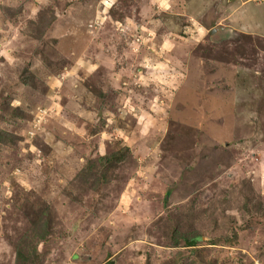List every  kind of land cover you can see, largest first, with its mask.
Wrapping results in <instances>:
<instances>
[{
    "label": "rangeland",
    "instance_id": "rangeland-1",
    "mask_svg": "<svg viewBox=\"0 0 264 264\" xmlns=\"http://www.w3.org/2000/svg\"><path fill=\"white\" fill-rule=\"evenodd\" d=\"M0 264H264V0H0Z\"/></svg>",
    "mask_w": 264,
    "mask_h": 264
},
{
    "label": "water",
    "instance_id": "water-1",
    "mask_svg": "<svg viewBox=\"0 0 264 264\" xmlns=\"http://www.w3.org/2000/svg\"><path fill=\"white\" fill-rule=\"evenodd\" d=\"M227 28H222V27H215L211 30V37H222L224 36L225 32H226Z\"/></svg>",
    "mask_w": 264,
    "mask_h": 264
},
{
    "label": "trees",
    "instance_id": "trees-1",
    "mask_svg": "<svg viewBox=\"0 0 264 264\" xmlns=\"http://www.w3.org/2000/svg\"><path fill=\"white\" fill-rule=\"evenodd\" d=\"M199 238H200V237L197 236V237H195V238L188 239V242L193 244V243H195Z\"/></svg>",
    "mask_w": 264,
    "mask_h": 264
}]
</instances>
